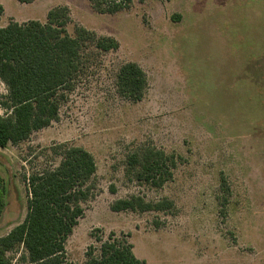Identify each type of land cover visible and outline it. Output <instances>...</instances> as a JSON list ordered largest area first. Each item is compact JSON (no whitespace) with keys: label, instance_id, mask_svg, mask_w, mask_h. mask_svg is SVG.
Segmentation results:
<instances>
[{"label":"rangeland","instance_id":"obj_1","mask_svg":"<svg viewBox=\"0 0 264 264\" xmlns=\"http://www.w3.org/2000/svg\"><path fill=\"white\" fill-rule=\"evenodd\" d=\"M0 4L2 26L45 21L51 8L67 5L71 35L83 25L119 43L92 55L57 120L0 147L8 188L0 236L27 215V178L57 165L52 147L67 143L86 148L97 164L92 195L66 244L71 263L84 264L89 246L100 247L96 236L115 232L130 235L146 264H264V0H131L116 13H99L89 0ZM126 62L147 74L140 101L118 93L117 73ZM6 91L0 81V94ZM145 144L176 161L162 187L128 170V155ZM132 195L167 198L172 207L111 209Z\"/></svg>","mask_w":264,"mask_h":264},{"label":"trees","instance_id":"obj_2","mask_svg":"<svg viewBox=\"0 0 264 264\" xmlns=\"http://www.w3.org/2000/svg\"><path fill=\"white\" fill-rule=\"evenodd\" d=\"M89 2L99 13H116L128 8L131 0ZM3 12L0 4V16ZM71 20L69 7L58 5L48 11L45 21L10 20L0 25V81L7 89L0 94V109L4 111L0 114L1 148L26 141L33 132L50 126L59 118L62 102L85 74L92 55L119 47L114 37L99 35L83 25H76L71 35ZM116 84L119 95L140 101L147 92L148 77L139 64L126 62L119 68ZM52 151L59 163L27 178L29 200L24 221L0 236V264H73L67 259L66 244L84 215L83 203L92 195L97 164L94 155L82 146L61 143ZM127 165L137 180L162 187L173 178L176 161L155 145L145 144L131 151ZM7 194L6 181L0 175V216ZM171 207L167 198L149 201L140 195L119 198L111 204L116 212ZM129 237L115 232L106 239L96 236L100 247L89 246L84 264H146L135 254Z\"/></svg>","mask_w":264,"mask_h":264},{"label":"crops","instance_id":"obj_3","mask_svg":"<svg viewBox=\"0 0 264 264\" xmlns=\"http://www.w3.org/2000/svg\"><path fill=\"white\" fill-rule=\"evenodd\" d=\"M6 235V234H5Z\"/></svg>","mask_w":264,"mask_h":264}]
</instances>
